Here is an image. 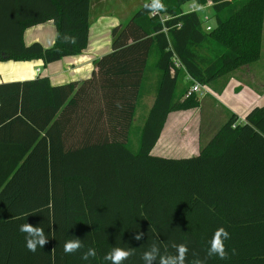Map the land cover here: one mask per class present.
I'll list each match as a JSON object with an SVG mask.
<instances>
[{"label":"trees","instance_id":"trees-1","mask_svg":"<svg viewBox=\"0 0 264 264\" xmlns=\"http://www.w3.org/2000/svg\"><path fill=\"white\" fill-rule=\"evenodd\" d=\"M188 1L200 2L145 0L112 28L111 51L81 82L0 83V264H111L104 256L114 247L132 249L123 264H159L185 243L184 264H264V106L241 121L231 113L195 155L151 153L168 113L199 105L186 94L194 82L260 58L264 0H212L208 31L196 10H182ZM89 9L90 0H0V60L79 54ZM47 20L54 43L25 45L24 30ZM149 69L159 78L133 151L128 136ZM23 223L44 229L42 248H26ZM220 227L230 237L224 259L207 254ZM74 238L82 248L66 254ZM153 243L157 258L145 262ZM89 248L96 255L84 261Z\"/></svg>","mask_w":264,"mask_h":264},{"label":"crops","instance_id":"crops-1","mask_svg":"<svg viewBox=\"0 0 264 264\" xmlns=\"http://www.w3.org/2000/svg\"><path fill=\"white\" fill-rule=\"evenodd\" d=\"M105 1L90 0V26L87 46L79 54L66 56L50 63H45L42 59L0 60V83L46 77L49 84L55 86L71 81L81 82L90 77L95 70V61L111 51L112 29L109 30L110 25H107L106 29L102 26V21L107 16V12L103 13L100 5ZM144 1L133 0L132 2H134L135 7L136 4L141 5ZM133 8H131V11ZM55 37V25L53 21L47 20L27 27L23 32L22 40L25 45L37 41L43 47H49L54 43ZM153 61L154 59H151L149 64H152ZM249 65H246V67ZM241 68L235 71L233 78L235 79V90H230L235 96V102H231L232 105H230L232 110L226 108L228 112L225 113L224 109L212 100L211 89L215 88L216 84H211L213 82L207 84L211 86L209 91L205 94H197L199 97L197 107L174 110L168 113L151 153L165 157L195 155L229 118L231 113H235L239 118L238 120L241 121L246 112L253 106H264V70H262L263 72L257 80L258 85L253 86V84L246 81L248 78L242 76ZM251 70L248 69L247 75L250 74ZM158 78L159 72L154 69L145 72L141 96L136 104L134 119L129 131V145L132 135L136 134L140 139L145 117L154 100ZM188 81L189 78L186 76L179 80L178 89H182ZM229 85L230 83H227L223 91L224 89L227 90ZM230 111L233 112L230 113Z\"/></svg>","mask_w":264,"mask_h":264},{"label":"rangeland","instance_id":"rangeland-1","mask_svg":"<svg viewBox=\"0 0 264 264\" xmlns=\"http://www.w3.org/2000/svg\"><path fill=\"white\" fill-rule=\"evenodd\" d=\"M132 1L133 0H106L104 3H102L100 5L101 10H103V13L107 12V16H105L102 21L103 28L106 29L107 25H110L109 27L110 30L114 25L120 22H121L120 24L126 23V21L131 17V15L140 7V4H136L134 7V2ZM131 8H133L132 11ZM182 10L184 11L196 10L200 18H202L203 15L207 14L209 17L208 25H210L211 28L214 27L215 21L212 10V0H200V2L188 1L182 6ZM154 58H155V54H152L150 60ZM241 69H242V76L248 78L246 79L247 82L253 84V86L258 85L257 80L260 74L263 72L262 70H264V20H263V29H262V38H261L260 58L259 60L251 63L249 66L247 67L244 66ZM248 69L249 70L252 69L249 75H247ZM234 76H235V70L233 72H230V74H226L223 75L222 77H219L218 79L214 80L213 83H211L213 85L216 84L215 88L211 89V98L214 102H216L219 106H221L224 109L225 113L228 112L226 108L232 110L230 106L232 105L231 102H235V96L232 94V92H230V90L232 89L235 90V79H233ZM227 83H230V85L227 90L224 89L223 91V88L224 86L227 85ZM205 87L209 91L211 86L205 85ZM231 112L233 111H230V113ZM138 140H139V136L137 137L136 134L130 137L129 146L131 150L136 151V149L138 148Z\"/></svg>","mask_w":264,"mask_h":264},{"label":"clouds","instance_id":"clouds-1","mask_svg":"<svg viewBox=\"0 0 264 264\" xmlns=\"http://www.w3.org/2000/svg\"><path fill=\"white\" fill-rule=\"evenodd\" d=\"M161 5L156 3L153 5L155 8H159ZM19 231L21 233H25V242L26 248L29 251L35 252L37 247L42 248L43 245L48 241V237L45 234L43 228L39 226H32L28 223H23L19 227ZM142 234H137L135 239L139 240ZM229 233L228 231L220 227L216 229L214 232L212 239L210 240L209 244L210 247L208 248V256H218L220 259H224L227 255L225 251V241L228 240ZM152 251L151 252H144L142 259L145 262H150L157 258L156 253L158 252L157 244L153 243L151 245ZM177 247V254L176 255H168L166 257L160 256L159 257V264H184L185 262V253L188 251L187 244H181ZM82 248V242L78 238H74L72 240H68L64 244V252L68 253H75L79 249ZM133 254L131 248H123V247H114L108 254L104 256L105 261H111V264H123L125 260L129 256ZM96 251L94 248H89L86 253L82 255V259L84 261H88L90 257H95Z\"/></svg>","mask_w":264,"mask_h":264},{"label":"built area","instance_id":"built-area-1","mask_svg":"<svg viewBox=\"0 0 264 264\" xmlns=\"http://www.w3.org/2000/svg\"><path fill=\"white\" fill-rule=\"evenodd\" d=\"M202 19V25H203V28L208 31L211 29V26L208 25V21H209V17L207 14L203 15V17L201 18ZM208 92V89L205 87V85L203 84H200L199 82H194L190 88L188 89L187 91V95L191 94V93H196V94H203V93H206Z\"/></svg>","mask_w":264,"mask_h":264}]
</instances>
